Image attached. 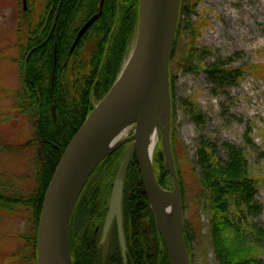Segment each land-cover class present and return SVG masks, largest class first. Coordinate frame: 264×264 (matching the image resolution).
<instances>
[{"label":"trees","instance_id":"obj_1","mask_svg":"<svg viewBox=\"0 0 264 264\" xmlns=\"http://www.w3.org/2000/svg\"><path fill=\"white\" fill-rule=\"evenodd\" d=\"M200 1L182 0L173 54L185 22L191 29L187 44L189 57L196 56L200 50L198 42L207 20L199 18L196 22H190L189 19V16L197 13L196 6ZM100 2L45 0V7L36 22L32 8L27 10L29 21L24 32L27 41L23 43L20 40V56L16 59L24 87L14 91L23 102L15 106L23 115L40 116L37 130L43 161L37 168L38 176L30 193L20 189L8 194L7 190L13 188V184L3 183L0 179V215H19L24 210L26 217L32 220L31 236L21 237L25 239L26 247L31 248L30 258H26L35 264L39 220L47 187L72 137L96 103L113 86L139 23V0H104L101 14L71 51L78 29L99 11ZM50 7L53 9L50 10ZM54 7L59 8L60 13L52 28ZM184 13L188 14L186 19L182 18ZM200 68L211 74L217 87L228 82L239 84L244 78L245 69H251L254 78L264 80L262 63L230 68H219V64L214 63L209 66L202 64ZM173 91L172 81V94ZM200 110L194 108V114L199 118L202 116ZM249 131L245 133L247 145L252 142ZM173 132L172 125L171 138ZM159 146L161 148V141ZM126 147L127 144L123 145L101 161L81 193L69 232L74 264H170L156 228L135 155L123 189L126 257L122 255L116 225L113 227L115 246L108 250L107 255L105 245L100 243L101 235L95 233L94 225H101L108 211L113 182ZM225 151V159L215 155L208 144L198 152L199 165L202 167V191L207 196L204 207L209 216V235L216 261L218 264H264L260 257L264 250L261 244L264 229L253 222L262 213L256 196L258 182L263 177L251 173L244 148L227 143ZM154 167L159 183L164 188H171L173 178L165 170L164 159L157 153ZM185 241L191 263L194 264V253L186 227Z\"/></svg>","mask_w":264,"mask_h":264},{"label":"rangeland","instance_id":"obj_2","mask_svg":"<svg viewBox=\"0 0 264 264\" xmlns=\"http://www.w3.org/2000/svg\"><path fill=\"white\" fill-rule=\"evenodd\" d=\"M44 4L45 0H29L28 10L32 8L35 22ZM196 10L197 13L189 16L190 22L199 18L207 20L198 42L200 50L196 56L189 57L187 44L191 29L185 22L170 61V83L173 81L174 89L171 140L194 264H218L209 235V216L204 207L207 196L202 191L198 152L208 144L215 155L225 159L227 143L245 149L251 173L263 177L258 182L256 196L262 213L253 222L264 229V81L254 79L251 69H246L240 85L228 82L217 87L211 74L200 66L218 63L219 68H230L264 64V0H201ZM23 12L21 0H0V179L13 184L8 194L20 189L30 193L38 176L37 168L43 161L36 131L38 117L23 115L15 106L23 102L14 94L24 87L16 60L20 56V40L27 41L24 32L29 12ZM187 15L184 13L182 18L186 19ZM135 44L133 38L127 55L132 54ZM195 107L202 110V118L194 114ZM134 127L128 129L126 138L134 133ZM248 129L250 145L245 142ZM159 140L154 161L156 153L162 151L158 148ZM32 223L24 210L19 215H0V264H35L28 259L31 248L26 247L21 237L31 236ZM94 226L101 228L100 223ZM107 235L106 255L115 246L113 227ZM261 242L264 249V236ZM260 257L264 263V250Z\"/></svg>","mask_w":264,"mask_h":264},{"label":"water","instance_id":"obj_3","mask_svg":"<svg viewBox=\"0 0 264 264\" xmlns=\"http://www.w3.org/2000/svg\"><path fill=\"white\" fill-rule=\"evenodd\" d=\"M23 3L27 8V0H23ZM180 5L181 0H140L139 28L132 52L133 68L127 81L122 84L126 79L121 81L119 76L108 94L89 114L66 147L47 188L40 218L38 264H74L69 231L83 187L107 155L132 140L114 180L103 238L115 220L125 255L123 186L135 154L170 264H191L185 241L182 193L171 143L169 66ZM97 17L94 15L81 28L73 47L81 33ZM131 125L135 126L132 136L120 140L112 149H105L111 140ZM154 125L157 132L163 133L160 156L164 158L165 169L173 178L172 189H165L155 173L152 156L157 142L151 152L148 149V128ZM60 246L64 252L59 250Z\"/></svg>","mask_w":264,"mask_h":264},{"label":"bare ground","instance_id":"obj_4","mask_svg":"<svg viewBox=\"0 0 264 264\" xmlns=\"http://www.w3.org/2000/svg\"><path fill=\"white\" fill-rule=\"evenodd\" d=\"M133 68V54L131 55V57L129 59H127L126 61V64L124 65L123 67V70L120 74V80L123 81L125 80L126 78H128L131 70ZM127 81V79L122 83L124 84L125 82ZM128 128L129 127H126L125 129H123L119 134L118 136L116 137V139L114 138L113 140H111L109 142V144L106 146V150L109 148V149H112L115 145L118 144V142L120 140H123L125 139L126 137V134L128 133ZM157 126H150L148 128V135H147V139H148V149L149 151L151 152V149L153 150L156 142H157ZM153 157V156H152ZM147 195V193H146ZM147 199L149 201V198H148V195H147ZM150 203V202H149ZM147 212V211H146ZM168 215V214H167ZM169 219V218H168ZM69 242H70V233H69ZM70 245V243H69ZM59 250L64 252V250H62L61 246L59 247ZM71 251V250H70Z\"/></svg>","mask_w":264,"mask_h":264},{"label":"flooded vegetation","instance_id":"obj_5","mask_svg":"<svg viewBox=\"0 0 264 264\" xmlns=\"http://www.w3.org/2000/svg\"><path fill=\"white\" fill-rule=\"evenodd\" d=\"M47 8H48V7H47ZM52 9H53V7H50V10H52ZM54 10H55V12H54L53 21H52V28L54 27V25H55V23H56V20H57V18H58V15H59V13H60V9H59V8H55V7H54ZM95 14H96V13H95ZM88 20H89V19H87V20L82 24V26L78 29V32H77V34H76V37H77L79 31L81 30V28L85 25V23H86ZM91 26H92V25H90L89 27H87V28L81 33L79 40L81 39L82 35L85 34V32L88 31V30L90 29ZM76 37H75V39H74V42H75V40H76ZM79 40H78V42H79ZM74 42H73V44H72L71 51H73V50L75 49V47L77 46V44H78V42H77L76 46L73 47Z\"/></svg>","mask_w":264,"mask_h":264}]
</instances>
